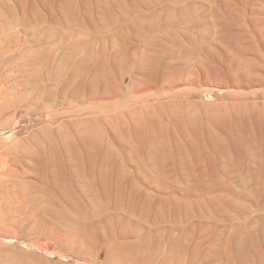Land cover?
<instances>
[{"label":"rangeland","instance_id":"rangeland-1","mask_svg":"<svg viewBox=\"0 0 264 264\" xmlns=\"http://www.w3.org/2000/svg\"><path fill=\"white\" fill-rule=\"evenodd\" d=\"M113 1L69 22L40 0H0V152L79 136L107 192L79 210L6 204L0 264H264V0ZM61 38L87 72L56 70L51 85L23 70Z\"/></svg>","mask_w":264,"mask_h":264},{"label":"bare ground","instance_id":"bare-ground-1","mask_svg":"<svg viewBox=\"0 0 264 264\" xmlns=\"http://www.w3.org/2000/svg\"><path fill=\"white\" fill-rule=\"evenodd\" d=\"M40 1L50 4L53 8L58 7L60 9L59 11H61L64 15L65 21L69 22H78L81 15L93 17L95 15L94 12L96 11L95 7H97L98 5L104 6L105 4L115 2L113 0H89L88 3H85L81 0ZM123 3H129V5L132 6V10L139 11V9L142 7H149L151 3L159 4L160 2L156 0H124ZM117 5L120 7L121 3H118L116 1L115 5L113 6ZM82 6L86 8L89 13L86 12L82 8ZM113 6L109 7L110 11ZM105 17L107 18V16L101 18ZM139 21L140 20H138V22ZM155 21L158 20L156 19ZM46 31L48 30L44 28L42 35L45 34ZM44 38L41 40L42 43ZM66 39L67 38H61L58 51L64 49L65 45L68 43V39ZM1 42L0 52L4 46L3 44H1ZM33 42L39 43L40 40L38 38ZM79 46L83 47L85 45H83V43H79ZM34 52V50H29L26 52V55L31 56ZM42 52L43 51H38L37 56L33 60L31 59L32 56L25 60L23 63V70L30 67L29 65H34L37 69V75L39 77L41 76V78H44L43 76H47L49 80L48 83L51 85H53V79H56V77L54 78V76L59 75V73H56L55 75L54 72L56 70H59L61 76H63L64 74H66L67 76L70 72H76L78 74V72L80 71L82 74L85 71L87 72L92 66L90 64V67L88 66V63L92 62H84L83 64H81L73 61L72 59H68L64 56L66 54L64 51H61L60 53L58 52V54H56L55 56L46 54V52ZM59 55H63V57L61 58L62 62L57 64L56 56ZM86 60L88 61V59ZM67 79L70 80L69 77ZM3 81L4 80L0 78V103L5 95L3 94ZM67 85H69V83ZM81 97H83V93L79 90L72 96L73 99H80ZM78 112H80V110L75 111V113ZM114 118L115 117L106 119L112 121ZM78 122L79 125L83 124V120L75 121L74 124ZM61 133L62 135H65L67 131ZM63 140L65 141V144L62 145L59 149L56 142L54 140H51V147L48 150H45L43 148H37L36 150H34L33 148L30 149V147L26 143H24L25 140H19L14 144V146L0 152V213H2V210L6 204L17 206V211H23V213H32L43 210L45 203L47 204L53 201H59L61 204L68 203L74 210H79L81 208L82 199H84L85 196L91 195V201L93 202L104 200L105 196H107V192L105 190L106 185L100 183L101 178H99L98 180L96 177V173L93 171L92 167L88 166L91 162H87L86 160L83 151L85 150L84 144L82 143L81 137L78 136L75 141L70 143L69 140L71 139H69V137L65 135L63 137ZM36 160H39L42 163V175L41 184L34 187L31 186V183L27 178L33 176V174L35 173L34 171H36L37 167V165L35 164ZM86 181H90L88 185L89 189H85ZM97 182L100 187V191L94 193ZM115 195L124 198L125 192L119 190ZM24 206L25 208H23ZM94 208H96V206H94ZM106 209L108 210L109 207H106ZM64 214L65 213H63V215ZM91 215L93 216L96 214L91 213ZM70 222L78 225V222L73 218L70 219Z\"/></svg>","mask_w":264,"mask_h":264}]
</instances>
